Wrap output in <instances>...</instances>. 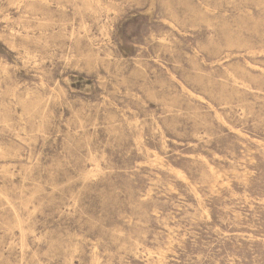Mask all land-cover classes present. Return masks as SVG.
Segmentation results:
<instances>
[{"label":"rangeland","instance_id":"1","mask_svg":"<svg viewBox=\"0 0 264 264\" xmlns=\"http://www.w3.org/2000/svg\"><path fill=\"white\" fill-rule=\"evenodd\" d=\"M0 264H264V0H0Z\"/></svg>","mask_w":264,"mask_h":264}]
</instances>
